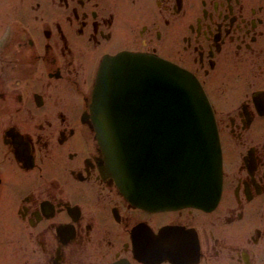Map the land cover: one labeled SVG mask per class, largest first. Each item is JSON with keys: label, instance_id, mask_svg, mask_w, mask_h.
Returning <instances> with one entry per match:
<instances>
[{"label": "flooded vegetation", "instance_id": "1", "mask_svg": "<svg viewBox=\"0 0 264 264\" xmlns=\"http://www.w3.org/2000/svg\"><path fill=\"white\" fill-rule=\"evenodd\" d=\"M123 50L202 87L211 207L134 203L109 173L89 105ZM0 264H264V0H0Z\"/></svg>", "mask_w": 264, "mask_h": 264}, {"label": "water", "instance_id": "2", "mask_svg": "<svg viewBox=\"0 0 264 264\" xmlns=\"http://www.w3.org/2000/svg\"><path fill=\"white\" fill-rule=\"evenodd\" d=\"M90 111L108 171L132 201L172 207L216 203L217 130L206 96L189 72L147 53L105 55Z\"/></svg>", "mask_w": 264, "mask_h": 264}]
</instances>
